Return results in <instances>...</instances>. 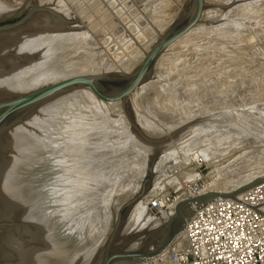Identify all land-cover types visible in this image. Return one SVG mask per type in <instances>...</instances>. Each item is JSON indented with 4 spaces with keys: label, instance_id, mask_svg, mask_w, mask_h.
Listing matches in <instances>:
<instances>
[{
    "label": "rangeland",
    "instance_id": "1",
    "mask_svg": "<svg viewBox=\"0 0 264 264\" xmlns=\"http://www.w3.org/2000/svg\"><path fill=\"white\" fill-rule=\"evenodd\" d=\"M27 1L28 0H0V25L4 23L13 22L19 19L24 13L23 7L25 6ZM38 1L42 4L49 5L52 7L56 6L57 9L61 10L62 12L64 11L62 9L63 7L58 4L59 0H38ZM103 1L111 3V4H116L113 6L110 5L109 10L113 12H117V13L121 12V16L118 18L122 19L123 17H126L129 22L127 20L125 22H128V23L131 22V24H134V27L136 29L134 34L135 33L138 34L140 32L139 28L142 25L146 24L147 21H149V19L150 20H153V19L162 20L163 19L162 21L167 26H165L164 31L162 33L166 32L182 16L183 10H186L189 5V0H170V1L169 0H149V1L148 0H103ZM210 1L212 3H209V4L214 5V8L209 7L208 10H206L210 12L209 15L206 11L204 12V15H207L205 17L203 16L205 23H203L202 25L194 29V30L201 32V34L188 38L187 41L183 42V44H178L172 47V49L170 48V50L166 52L167 54L166 53L164 54L166 55V57L161 61L162 63L159 61L158 63L159 66H157L155 70L154 79L149 81V82H154L155 85H153L148 91L144 93H141V91L140 92L136 91L133 94V96L129 99L128 103L126 104L125 108L127 112L124 109L122 112L121 107L123 106H121V102H120V110L119 109L116 110L112 108L113 103L101 102L97 100V98L94 95H92L89 91L86 92V90H83V91H78L75 94H71L67 97H64V99L61 97L62 99H57L53 103L46 104L34 110L33 112L23 117V119L19 122V124L15 126V128L13 129L14 130L13 132L17 131L18 133L15 132L16 136L13 139H11V144L13 147L11 146L12 148L8 149L6 152V155L8 158L13 155V152H15L14 156H17L16 158H19L18 155H21V152L22 153L24 151L26 152V148L30 146L27 144L35 143V142H32L33 140L34 141L38 140V142H40L42 145L46 147L49 146V142H50V140H48L49 134H46V131H45V129H47L49 126H51V128H49V130L51 129L50 131L54 132L56 130L57 132L61 131V133L65 129V126H67L68 133H72V129L70 128L71 122L73 123V121L76 120L78 114H81L85 122L89 124L94 123V126H92L91 130H89V134H88V136L91 137V140L93 139L92 140L93 143L90 142L91 145L89 146L94 148L92 149L94 153L92 150H91L92 152L90 153H93L94 154L93 156L95 158L97 155L101 156V158L97 156L98 159L96 160L93 159L92 164L88 168L89 173L91 171L93 172L96 171V173L99 172L97 173L99 175H97L96 173L93 174V176L96 174L95 178H97V181L94 180L92 181V183L90 182L88 184L87 187L89 190L88 189L83 190L85 188H82V192H81V187L79 188L78 186L75 185L76 186L75 188L78 187L80 189L79 191V189H73L72 185L66 186V184L64 185L62 183V185H64L65 187L61 186V188L63 187L64 190L62 189L60 193L64 192L63 194L64 195L66 194V197L64 196L65 198L61 197V199H59V202H58L59 205H57L59 206V208L63 209L65 203H67V201L69 200L67 193L72 192L70 194L72 195L74 191L75 192L79 191L77 194L75 193L77 197H74V198L76 199H74V201L72 200L74 202L73 204L74 209L75 210L78 209V210H76V212L74 211V209L72 210V212L73 213L75 212V213L74 214L71 213L72 216L69 215L71 217L70 220L68 218V220H63V222H61L62 220H60V221H57V223L53 220L51 221L49 219H46L45 217H44L45 219L44 220L42 217V214H40L42 212H40V209L37 207V205H35L36 202L34 200H31V198L29 199V196L26 197L27 195L22 193L23 190H20L23 197L22 196L20 197V201L17 206L8 205L6 206L5 209L2 208L3 206H1L2 210L0 211V224L2 225L6 223L7 221L8 224H12V227L0 228V237L6 240L4 241L2 238H0V264H16L15 262L17 261H43V260L46 261L47 257H49L48 261H55V260L58 261L57 259L59 258H60L59 261H61L64 258H66L65 257L66 253L68 257L65 259V261H72V264H93V262L95 260L97 261L101 255V251L97 249V245L101 242L102 239L105 238L108 232L110 233L111 231L110 227L112 226L116 218V211H117L118 206L123 203L137 199V197L141 195L144 183L146 184L145 194L143 198H140L139 200L136 201V203L133 204V205H136L134 206V209L136 208L137 210L134 211L133 209L131 211L132 213L130 212V210H128V212H130V215L129 216L127 215L128 218L126 221L124 231L122 232V234H120V239L118 242L119 245L126 241L124 240V238H126L124 236L128 235L129 232L130 233L132 232L131 236L135 238L138 232L141 231L140 229L142 228V225L144 224H145V227L143 228H146V230L142 228V230H144L142 231L143 233L142 237L140 236L138 238L140 239L138 242H134L133 245L137 243L134 246V248H136V246L140 242H142L144 238L146 239L150 232L159 233V231L162 230L168 224V221H169L168 212L163 213V215L154 216L148 223L143 222V220L147 217L146 212L144 213L142 218L136 217V215L139 214L140 212L139 210L145 209L144 207L145 201L147 198L151 197L150 194H152L153 192H154V195L152 194V197L159 196V195H165V194H171L177 191L178 189H180V187L181 188L184 187L188 183H195L196 181L201 179L203 175L206 181L205 188L208 185H209L208 188H210V186H213L214 184V186L219 188L220 192H225L226 194L230 195V194H234L236 191L246 186H249L250 184L254 182L261 181L262 179H264V0H228V3L225 0L226 4L223 3L224 0L223 1L210 0ZM112 2H115V3H112ZM179 4L181 5L180 7H179ZM54 10L57 11L55 8ZM75 10L78 12H83L84 15H86L89 18L90 23L93 25V28H94V32L92 34L93 36L91 35V37L88 39L86 38V40H84L85 37L84 38L82 37L80 39L81 36H79L80 40L78 39L77 43H76L77 41L76 39L78 36L75 37L76 39L73 38V40H76V41L72 42V49L70 50L69 48V50L67 49L65 53H60L58 57L59 59L57 62H58V65L64 66L66 64V61H70L69 59H71L72 62L74 61L75 63H78V64L79 63L86 64L87 67L83 69L84 71L82 69H81L82 71L78 69L75 71L72 70L73 73H70L71 70L69 72H61L60 74H58L59 75L58 77L60 79L64 78L66 75L100 74V73H104V71L108 72L106 71L107 64L113 63L114 65L117 62H118L117 64L124 66L122 67L123 70H115V71H112L113 73H110V74L120 75L123 73H131L140 65L142 60L139 58L137 59L136 58L137 56H135L134 53L131 51L132 50L131 46L129 45V43L125 41V37L122 35L124 34L123 31L120 28L115 29V27H113L115 22L111 18L109 12L105 10V8L103 7L101 0H75ZM143 10L146 11L147 15L146 14L144 15ZM65 14L69 15L70 13L67 12ZM140 14L144 15V18L138 19L137 16ZM64 16L67 20L69 19L73 21V19H71L69 16H66V15ZM34 22L32 24H34ZM30 26L28 28L29 30L22 31V32H24L25 34L29 32L31 30ZM72 27H69V28L65 27L64 29L65 31H68V30L73 29ZM72 33L80 34V33H87V32L86 31L84 32L75 31ZM147 35L148 34H146L145 37H147ZM81 42L86 43L88 46L83 43L81 44ZM124 43L126 44L124 45ZM92 44H93V47H91ZM79 45H82V46H79ZM79 47H81V49ZM120 47H122L121 51L119 50ZM35 48L26 49V51L22 52L21 55H23L24 57L29 56L30 58V56H33L34 54L39 53V50H40L39 55L44 53V50L40 49V47H37L36 49ZM87 49H89V51ZM13 51L14 49H10V48H8V50L6 51H0L1 52L0 62L4 60V58L7 57L8 53L10 54ZM118 51L120 52L119 55H118L119 53ZM114 53H116L117 55H115ZM103 54H105V56H103ZM129 60H131L132 63ZM121 63L123 64L125 63V64L123 65ZM96 65L97 67H94ZM132 65L134 67L131 68L130 66ZM127 70H130V71L126 72ZM45 83H49V82H45ZM37 87L39 86H35L31 90ZM27 91H30V90H26L25 92ZM87 94H91L95 99H90L89 96H87ZM100 104L102 105V107L100 106ZM125 112L128 113V115L132 117V119H134L135 123L138 125V128L141 130L143 135L146 136L148 139L154 142H157V141L159 142L166 141V142L164 143L162 142L159 144L158 143L150 144L146 142L132 127L127 117V114H125ZM153 113H155V115ZM67 114L68 116H66ZM75 114L77 115L75 116ZM147 114L148 115L153 114L154 117L151 115L152 116L151 118V116L150 115L148 116ZM121 115L128 122L129 128H126L124 123L123 125L122 123L119 122L120 119L122 118ZM141 115L142 117L147 116V119H150L148 120V123H147V125H149L150 127L147 125L146 127H144L142 126V124L140 125L138 123V121L140 120L139 118H142ZM53 116H55L54 117L55 119L53 118ZM65 118L69 120L71 119L70 122L68 123L69 120ZM116 121H118L119 123L117 122V124H115ZM65 122L67 124H65ZM176 122L177 123L179 122V123L176 124ZM54 123H56V125ZM61 123H64L65 125L62 124V126H60ZM101 123L105 125L102 126L100 125ZM164 123L166 124L167 127L165 126ZM170 123L172 124L174 123L175 124V125L173 124L174 127H177V128L175 129L174 127L172 128L173 125L169 126L171 125ZM154 124L156 127H158V125L159 127H161L160 125H163L165 126V129H163L162 127L161 129H163V132L161 130L159 131L156 129ZM151 126L153 127V130ZM166 128L167 129L169 128V129L166 130ZM184 129L186 132H182ZM199 129L201 130V132ZM132 130L134 131V133ZM145 130H147L148 132ZM204 130L205 132H208V133L207 134H204L205 132L202 133V131ZM94 131L96 133H94L93 135ZM98 131L99 133L101 132L100 134L102 133L103 134L100 135L99 133H97ZM198 131L202 133L203 135L202 134L200 135ZM52 132H51V135L53 134ZM90 132L92 133L90 134ZM152 132L154 133L152 134ZM209 132L210 133L212 132L213 134L210 135ZM216 132H218V134ZM25 133H27V135ZM155 133H158V134H155ZM234 133L237 134L238 136L235 137ZM196 134L197 135L199 134L200 136H198L197 138ZM221 134L223 135V138ZM224 134H227L229 136L227 137V135H225L227 138H224L225 137ZM24 135H26L25 137L26 140L25 138L22 137ZM120 135L121 136L123 135L122 137L126 135L128 139L124 137L125 138L124 140V138L122 139ZM206 135L208 136L207 139L210 141L206 140ZM218 136H221L219 138L220 140H217ZM231 136L235 138L233 139ZM55 137L56 138H54L53 136L54 139L61 138V136L60 137L58 136L59 138L57 136ZM229 137H231L230 138L231 140H229ZM221 138L223 140L225 139V141L221 140ZM227 139L229 141H226ZM96 141L98 143H96ZM123 141H126V143ZM199 141H200V144H199ZM205 141L207 143V146H206V143L204 144L206 148L203 146V143ZM230 141L232 143H229ZM99 142L102 143L103 145L100 144ZM226 142L229 143L231 147L229 146V144H226L225 146L224 143ZM58 143H55V144H58ZM192 143L193 145H191ZM100 145H101V148L99 147ZM235 145L237 149L235 148ZM191 146L192 147L194 146V147L191 148ZM200 146L201 147L203 146L202 150ZM227 146H229L230 148ZM113 147L114 148L116 147V149L114 150ZM199 147L201 151H203L205 148L204 151L206 152L204 153L205 154L207 153V155L204 156L203 153L200 152ZM110 148H112L113 151ZM180 148L185 149L187 153L184 152L183 149L181 150ZM234 148L236 149V151ZM100 149L102 151L104 150V152H102ZM106 149H108L109 152H106L108 151ZM132 149L134 150L135 153L133 152ZM227 149H230L231 151ZM98 150H100L101 152ZM116 150H117V153L121 152V150L122 152L119 153L118 156H116L117 155ZM209 150H211L212 153L214 151L216 156L215 154H212L213 156L212 158V156H210L211 154ZM219 150L220 151L222 150L223 152H225L224 153L225 157L223 156L224 155L223 152L222 151L220 152ZM30 151H31V148H30ZM30 151H27V152H30ZM173 151L175 152L173 153ZM99 152L102 155L105 154L104 155L105 157H102V155H100ZM180 152L183 157L180 155ZM182 152L185 154H183ZM114 153L117 158L113 156ZM133 153L135 155H133ZM169 153L170 154L173 153L174 155L172 154V157H170L168 156L170 155ZM175 153L177 155H175ZM106 154L110 156L106 157L107 156ZM137 154H139L140 157L136 156ZM143 155L146 158V164L148 168V169H145L144 171L141 170V167H139V165H142V161L145 159ZM200 155L204 156V158L206 156L207 158H211V160L209 159L210 162L208 164L205 163L204 158ZM109 157H112L115 163H117L118 165L115 163L113 164V161L111 160L112 158H109ZM132 157L133 158L135 157L138 160L133 159ZM105 158H108V160L107 159L105 161L102 160L103 165L106 163L107 164L104 165V167L102 168L101 159H105ZM162 158L163 159L167 158L166 161L168 163L164 161L165 159L163 160ZM0 159H1L0 161L3 160L2 157ZM109 159L112 162L110 163L111 169L106 168V167H109L110 165ZM153 159H156V163L150 166V163L152 162ZM175 159L178 161H176ZM95 161H99L98 162L99 167L97 165L98 163H96ZM93 162L95 164V167H93ZM157 163L160 165H158ZM161 163H163L164 166ZM199 164L203 165L202 168H200ZM137 165H138V168L136 169ZM34 166L35 164L33 165V167L31 166L30 168L24 166L23 168L19 169L18 172L16 171L20 179V180L18 179V182L21 183V189H25V187L27 188L31 186L32 184H35L37 186L38 184H36V182L38 181L37 183H39V181H41V176L45 175L42 173H44L43 170H46V168L41 167L42 169L40 171V168H38L40 167L39 165L38 167L37 165L35 167ZM94 168H96L97 170ZM99 168L101 169V171L99 170ZM139 168H140V171H139ZM28 169H31V170H28ZM149 169L151 170V172ZM200 169H201L202 175L199 173ZM1 170L3 171V169ZM115 171H117V173ZM182 171L184 173L183 175H182ZM107 172H109V174ZM110 172L112 173V176ZM114 173L115 175L113 176ZM143 173H145V175H143ZM100 174H101V177H100ZM133 174L134 176L138 178L133 177ZM187 174L188 176H190V178L195 177V179L193 178V180L191 181L189 177H188L189 179H186ZM102 175H106V176L102 177ZM97 176H99L100 178H98ZM174 176H176L175 177L176 179L174 178ZM169 177L171 179L174 178V180H171ZM163 178L166 180H164ZM184 178L185 180H183ZM105 179L107 182L105 181ZM112 180L113 182H115V186ZM140 180L141 182H139ZM119 181L121 182L119 183ZM165 181H167V183ZM175 181L176 183H174ZM186 181H190V182H186ZM213 181L214 182L216 181V184L213 183ZM102 182L106 183V186L104 184L105 187L102 186L103 185L101 184ZM111 182L113 184H111ZM122 182L125 185H122L123 184ZM94 183L97 185L99 183L100 185V186L98 185V188L100 187L99 190L96 187L97 185H95ZM210 183H212V185ZM162 184L164 185L163 187L165 188L162 187ZM167 184H169V186ZM110 185L114 188H112ZM126 185L129 189L125 187ZM4 187H7V186L4 183L0 182V191H1L0 200L1 198H5L4 196L8 193L7 191L9 188H4ZM90 187H91V190H90ZM109 187L112 188V191H111V188ZM123 187L125 188L122 189ZM132 187L134 188V191ZM158 187H160L161 190L160 189L158 190ZM47 189H50L51 191V188L47 187ZM93 189H97L100 192V193L98 191L95 192L97 194L96 195L97 198L95 197V195H91L92 193L95 194L94 193L95 190ZM155 189L157 190L156 193H155L156 191ZM87 190L90 191L91 193L88 192ZM107 190H110V191H107ZM113 190L115 193L113 192ZM106 191L107 193H109L108 195H106L105 193ZM2 193L3 195L4 194L5 195L3 196ZM79 194H80V197H78ZM85 196L88 199L90 198L89 200L87 198H86L87 200L84 199V201L86 200V202L83 201V198ZM92 196L95 197L96 199L92 198ZM106 196L107 197L109 196V198H107ZM77 198H79L78 200L79 201L81 200V202H79ZM91 198L94 199L95 201L91 200ZM103 199L106 200L105 203L103 202L104 201ZM75 200H77L78 202ZM92 201H93V204L91 203ZM101 204H104V207ZM48 205H49L48 207L49 210L47 212L50 213L53 211V206L50 208L51 204H48ZM105 205H106V208H105ZM10 208H12V210ZM54 208L57 210L59 209L58 207L57 208L54 207ZM50 209L52 211H50ZM62 209H59V210H62ZM14 210H17V211H14ZM141 212H144V211H141ZM40 217L43 219V221L42 219H38ZM134 217H136L138 220H135ZM83 218L85 219V221H81V220H84ZM39 220L42 222H40ZM47 220L48 222H45ZM137 221L139 224L137 223ZM59 222L60 224H58ZM129 222H132L133 224ZM49 226L50 227L52 226V227L50 228ZM56 227L58 228L55 231V235H57L55 239H56V242L60 246L57 245V243L54 242L55 239L53 240L52 238L53 236L52 234H54L53 231L55 230ZM130 229L132 231H130ZM8 234L9 235L11 234V236H9ZM5 235L9 236L8 241H7V236ZM49 235H52V236L50 237ZM12 236L14 238H11ZM150 236H152V234ZM17 239L19 240V242ZM43 240L46 242H44ZM33 241H36V242L34 243ZM10 242H13V243L10 244ZM37 242L39 243L37 244ZM90 248H95L98 251H96V253L94 251L92 253L93 255L91 254L90 256H88V251ZM52 252L54 253L52 254ZM44 255L46 259L44 258ZM30 256H31V259H30ZM38 256L41 259H38ZM52 257H54V259ZM62 257L63 259H61ZM154 262L155 263L151 262L150 264H158L159 261L158 262L154 261Z\"/></svg>",
    "mask_w": 264,
    "mask_h": 264
},
{
    "label": "bare ground",
    "instance_id": "2",
    "mask_svg": "<svg viewBox=\"0 0 264 264\" xmlns=\"http://www.w3.org/2000/svg\"><path fill=\"white\" fill-rule=\"evenodd\" d=\"M102 1V4H103V7L105 8V10H107L108 12H109V14H110V16H111V18L113 19V21L115 22L114 23V26L113 27H115V29L116 28H120L122 31H123V33L124 34H122L124 37H125V41L127 42V43H129V45L131 46V48H132V52L134 53V55L135 56H137L136 58L138 59H141V60H143L144 59V55L150 50V47H152V45L155 43V41L157 40V37H156V35H155V33H154V29H156V30H158V31H160L161 33L164 31V28H165V26H167V25H165L164 24V22L162 21V20H155V19H153V20H150L149 19V21H147V23L146 24H144V25H142L139 29H140V32H139V34H133V35H129V33H127L128 31H130V26L132 25V24H129V23H126L125 25L122 23L123 21L120 19V18H118V15H116L115 14V12H113V11H110L109 10V8H110V5H112L111 3H108V2H105V1H103V0H101ZM149 1V0H148ZM170 1V0H169ZM213 1V0H212ZM216 1V0H215ZM220 1H223V0H220ZM227 1V3H228V0H226ZM230 2V1H229ZM44 3V2H43ZM149 3V2H148ZM148 3H146V4H148ZM206 3H212L210 0H207L206 1ZM223 3H225L226 4V2H225V0H224V2ZM54 4V3H53ZM58 4L59 5H61L63 8V12L61 11V10H59V9H57V7L56 6H53L58 12H60V13H62L63 15H66V16H69L71 19H74L75 17H76V19H79V22L78 23H76V24H74V27H72L73 29H71V30H68V31H65V27L63 26V25H60V24H58V23H56L53 19H52V17L51 16H49L48 14H40L39 16H37V18H36V20L37 21H35L34 22V24H30L29 26H30V28H31V30L29 31V32H27L26 34L24 33V32H22V31H20V32H16V33H8V34H4V35H0V36H2V37H0V51H6V50H8V48H10V49H14V51L13 52H11L9 55L7 54V57L6 58H4V60H2L1 62H0V100H2V99H4V98H8V97H11V96H13V95H17V94H19V93H25V91L26 90H30L31 91V89L32 88H34L35 86H42V85H46V84H49V83H51V82H54V81H57V80H59V75L58 74H60L61 72H69L70 70H71V72L70 73H73L72 72V70H78V69H84V68H86L87 66H86V64H78V63H75L74 61L72 62V60L71 59H69L70 61H66V64L64 65V66H61V65H58V57H59V54L60 53H65L66 51H67V49L69 50V48H70V50L72 49V42L73 41H76V43L78 42V39H79V36H81L80 37V39L83 37H85L84 38V40H86V38L88 39V38H90L91 37V35L93 34V32H94V28H93V25L90 23V20H89V18L86 16V15H84V13L83 12H78V11H76L75 10V0H59L58 1ZM120 5V4H119ZM118 5V6H119ZM211 5V4H210ZM245 5V4H244ZM58 6V5H57ZM113 6V5H112ZM181 5L179 4V7H180ZM243 6V5H242ZM246 6V5H245ZM148 7H150V6H148ZM143 9V8H142ZM206 10H208V9H206ZM205 10V11H206ZM70 13L69 15L68 14H65V13ZM207 13H208V15H209V11H206ZM212 12V11H211ZM143 13H144V15L146 14L147 15V13H146V11H144L143 10ZM206 13V14H207ZM215 13V12H214ZM144 15H142V14H140V15H138L137 16V18L138 19H140V18H144ZM205 16H207V15H204V17ZM210 17V16H209ZM208 17V18H209ZM149 18V17H148ZM208 18H207V20H208ZM211 18V17H210ZM203 23H205L204 22V19H203ZM167 24V23H166ZM29 26H28V28H29ZM199 27V26H198ZM197 28V27H196ZM195 28V29H196ZM27 30H29V29H27ZM84 32V31H86L87 33H89V34H87V33H72V32ZM200 31H201V29H200ZM203 31V30H202ZM22 32V33H21ZM208 32V31H207ZM19 33H21V34H19ZM111 34V33H110ZM146 34H148L147 35V37H145V35ZM201 34V32H199V31H197V30H193V31H191L189 34H187L186 36H184L182 39H180L178 42H176L173 46H171L170 48L172 49V47H174V46H176V45H178V44H183V42H185V41H187V39L188 38H191L192 36H195V35H200ZM138 35H142L143 37H144V39L145 40H147L146 42L144 41L143 42V44H139V43H137V40H139V37H138ZM216 35V34H215ZM28 36V37H27ZM78 36V37H77ZM93 36V35H92ZM27 37V38H26ZM75 37H77V39L75 38ZM23 38H25V39H23ZM73 38H75L76 40H73ZM111 38V37H110ZM79 39V40H80ZM109 39V38H108ZM119 41V40H118ZM85 42V41H84ZM84 42H81V44L83 43V44H86V43H84ZM87 42V41H86ZM111 42V41H110ZM117 42V41H116ZM88 43V42H87ZM94 43H95V41H94ZM93 43V44H94ZM123 43V42H122ZM93 44H92V46L91 47H93ZM101 44V43H100ZM106 44V43H105ZM126 43H124V45H125ZM87 45V44H86ZM95 45V44H94ZM76 46V45H75ZM79 46H82V45H79ZM88 46V45H87ZM90 46V45H89ZM111 46V45H110ZM109 46V47H110ZM119 46H120V44H119ZM37 48V47H40V49H43L44 50V53L43 54H40L39 55V53H40V50H39V53H36V54H34L33 56H30V58H29V56L27 57V56H23V55H21L22 54V52H24V51H26V49H31V48ZM77 47H78V45H77ZM86 47V46H85ZM123 47V46H122ZM122 47H120V51H121V49H122ZM35 48V49H36ZM80 49H81V47H79ZM90 48V47H89ZM170 48H169V50H170ZM79 49V50H80ZM106 49V48H105ZM42 50V51H43ZM83 50H85V49H83ZM82 50V51H83ZM88 51H89V49H87ZM117 50H118V48H117ZM27 51H29V50H27ZM105 51V50H104ZM114 51V50H113ZM123 51V50H122ZM131 51H130V53H131ZM34 52V51H33ZM85 52V51H84ZM117 52V51H116ZM119 52V51H118ZM124 52V51H123ZM1 53V52H0ZM89 54H90V52H89ZM115 55H117L116 53H114ZM120 54V52L118 53V55ZM124 54V53H123ZM167 54V53H166ZM103 56H105V54H103ZM112 56V55H111ZM5 57V56H4ZM116 57H118V56H116ZM166 57V55H163L161 58V60H159L160 62L164 59ZM121 58H122V56H121ZM135 58V57H134ZM107 59V58H106ZM117 59V58H116ZM119 59V58H118ZM133 60V59H132ZM131 63H132V61L131 60H129ZM140 61V60H139ZM62 62V61H61ZM65 62V61H64ZM129 62V63H130ZM138 62V61H137ZM137 62H135V63H137ZM118 63V62H117ZM114 64L113 65V63L112 64H107V66H106V71H108L107 73H113L112 71H115V70H123V68L122 67H124V66H122V65H119V64ZM128 63V64H129ZM159 63V62H158ZM162 63V62H161ZM89 64V63H88ZM92 64V63H91ZM96 64H97V62H96ZM103 64V63H102ZM121 64H123V63H121ZM125 64V63H124ZM123 64V65H124ZM134 65V64H133ZM130 66L131 68L132 67H134V66ZM128 66V65H127ZM157 66H159V64L157 65ZM94 67H97V65L96 66H94ZM94 67H93V69H94ZM125 69V68H124ZM79 70V71H80ZM81 70V71H82ZM131 70V69H130ZM130 70H127L126 72H128V71H130ZM84 71V70H83ZM95 71H97V70H95ZM94 71V72H95ZM105 72V71H104ZM69 76H72V75H66L64 78H66V77H69ZM195 77V76H194ZM154 79V78H153ZM152 79V80H153ZM151 81V80H150ZM251 81V80H250ZM45 82H49V83H45ZM43 83H45V84H43ZM153 85H155V83L154 82H147V83H145L142 87H140L137 91H141V93H144V92H146V91H148ZM229 86V85H228ZM36 89V88H35ZM83 91V90H82ZM87 91H89V90H86V92ZM92 95H93V93L91 92V91H89ZM76 92H71V93H69V94H66V95H64V96H62V98L64 99V97H67V96H69V95H71V94H75ZM91 94H87V96H89V98L90 99H95ZM95 96V95H94ZM133 96V95H132ZM165 96V95H164ZM85 97V96H84ZM61 97L60 98H57V99H62ZM97 98V97H96ZM57 99H54V100H52V101H49V102H47V103H45V104H43V105H41V106H39L38 108H40V107H42V106H44V105H46V104H49V103H53V102H55ZM97 100H99L98 98H97ZM100 101V100H99ZM170 101V100H169ZM101 102H103V101H101ZM106 103V102H105ZM170 103V102H169ZM174 103V102H173ZM96 104V103H95ZM104 105V104H103ZM100 106L102 107V105L100 104ZM121 106H122V103H121ZM111 107V106H110ZM137 107V106H136ZM38 108H36V109H38ZM105 108V107H104ZM103 108V109H104ZM112 108H114V109H116V110H120V102H114L113 103V106H112ZM122 108V112H123V107H121ZM170 108V107H169ZM35 109V110H36ZM86 109V108H85ZM98 109H99V107H98ZM34 111V110H33ZM32 111V112H33ZM98 111H100V110H98ZM97 111V112H98ZM119 112V111H118ZM121 112V113H122ZM31 113V112H30ZM72 113V112H71ZM70 113V114H71ZM124 114V113H123ZM154 115H155V113H153ZM153 114H151L152 116H153ZM77 114H75V116H76ZM148 115V114H147ZM150 115V114H149ZM148 115V116H149ZM150 115V116H151ZM64 116V115H63ZM66 116H68V114L66 115ZM125 116V115H124ZM140 116V115H139ZM146 116V115H145ZM152 116H151V118H152ZM55 116H53V118H54ZM65 117V116H64ZM94 117H95V115H94ZM121 119H120V123H124L125 124V127L126 128H129L128 126H129V124H128V122L126 121V119L125 118H123V116L121 115ZM141 117H142V115H141ZM154 117V116H153ZM68 118V117H67ZM67 118H65V119H67ZM55 119V118H54ZM56 119H57V117H56ZM87 119V118H86ZM94 119V118H93ZM97 119V118H96ZM140 120L138 121V123L141 125L142 124V126H144V127H146V125H147V123H148V120H150V119H147V116L146 117H142V118H139ZM67 120H69V119H67ZM71 120V119H70ZM70 120L68 121V123L70 122ZM98 120V119H97ZM64 121H66V120H64ZM93 121V120H92ZM91 121V122H92ZM101 121H103V120H101ZM53 122V121H52ZM62 122V121H61ZM95 122V121H94ZM117 122L118 121H116V123L115 124H117ZM118 122V123H119ZM165 122V121H164ZM47 123V122H46ZM58 123V122H57ZM103 123V122H102ZM100 124V125H102V126H104L103 124ZM166 123V122H165ZM164 123V124H165ZM169 123V122H168ZM179 123V122H178ZM177 122H176V124H178ZM55 125H56V123H54ZM62 124H64V123H61V125L60 126H62ZM65 124H67L66 122H65ZM64 124V125H65ZM93 124V125H92ZM123 124V125H124ZM149 124H150V122H149ZM151 124H153V123H151ZM156 124V123H155ZM155 124H154V126H155ZM160 124H162V123H160ZM171 125H169V126H172L173 124L172 123H170ZM121 125V124H120ZM157 125V124H156ZM175 125V124H174ZM174 125L172 126V128L174 127ZM180 125V124H179ZM16 126V125H15ZM15 126L14 127H12L11 129H9L6 133H4V135H2L1 137H0V158L2 157L3 158V160L2 161H0V182L1 183H4L7 187H4V188H9L8 189V193L4 196L3 195V193H2V195L5 197V198H1V200H0V211L2 210V208L3 209H5L6 208V206H10V205H13V206H17L18 204H19V201H20V197L22 196V194H21V192H20V190H23V192L22 193H24V194H26L27 196L26 197H28L29 196V199L31 198V200H34L36 203H35V205H37V207L40 209V212H42V213H40V214H42V217H43V219H44V217L46 218V219H49V220H53V221H55L56 223H57V221H60V220H62L61 222H63V220H68V218H69V220H70V216H72V214L71 213H73L72 212V210L74 209V206H73V204H74V199H76V198H74V197H77V193L80 191V187H81V192H82V188H85V189H83V190H86V189H88V184L91 182L92 183V181H94V180H96L97 181V178H95L96 176V174L97 173H99V172H97L96 173V171L95 172H93V171H91L90 173L88 172L89 171V167H90V165L92 164V161H93V159L94 160H96V159H98L97 158V156H99V155H97L98 154V152H97V156H96V158L93 156L94 154V151L92 150V149H94V148H92V147H90L89 145H91V143L90 142H92V140H91V137L90 136H88V134H89V130H91V128H92V126H94V123H87V122H85V120H84V118L81 116V114H78V116H77V118H76V120L75 121H73V123L71 122V129H72V133H68V130H67V126H65V129L63 130V132L61 133V131L60 132H57L56 130L54 131V132H52V131H50L49 130V128H51V126H49L47 129H45V131H46V134H49V138H48V140H50V142H49V146H44V145H42L40 142H38V140L37 141H32V142H35V143H29V144H27V145H30L28 148H26V152L24 151L23 153L21 152V155H18V157L19 158H16L17 156H14V154H15V152H13V155L11 156V157H7V155H6V152H7V150L8 149H10V148H12L13 146H12V144H11V139H13L15 136H16V134H15V132H17V131H15V132H13L14 130V128H15ZM53 126V125H52ZM117 126V125H116ZM131 126V125H130ZM147 126H149V125H147ZM153 126V125H152ZM151 126V127H152ZM161 127H159V125H158V127L160 128H158V127H156V129L157 130H161L162 132H163V129H165V126H166V124H165V126H163V125H160ZM168 126V127H169ZM177 126V125H176ZM101 127V126H100ZM120 127V126H119ZM150 127V126H149ZM163 127V129H161ZM167 127V126H166ZM45 128H46V126H45ZM69 128V129H70ZM123 128V127H122ZM171 128V129H172ZM175 128H177V127H174V129ZM52 129H54V128H52ZM95 129V128H94ZM101 129V128H100ZM118 129V128H117ZM143 129V128H142ZM149 129V128H148ZM155 129V130H156ZM169 129V128H168ZM167 128H166V130H168ZM202 129H204V128H202ZM207 129V128H206ZM213 129V128H212ZM211 129V130H212ZM66 130H67V132H66ZM97 130V129H96ZM99 130V129H98ZM126 130H128V129H126ZM144 130V129H143ZM151 130V129H150ZM152 130H153V127H152ZM154 130V131H155ZM173 130V129H172ZM200 130V129H199ZM208 130H209V128H208ZM210 130V131H211ZM10 131H12V132H10ZM93 131V130H92ZM121 131V130H120ZM123 131H125V130H123ZM133 131V130H132ZM145 131H147V130H145ZM214 131V130H213ZM44 132V131H43ZM51 132L53 133L52 135H51ZM118 132H119V130H118ZM148 132V131H147ZM169 132V131H168ZM200 132H201V130H200ZM199 131H198V133H200ZM205 132V130L204 131H202V133H204ZM220 132V131H219ZM18 133V132H17ZM55 133V134H54ZM61 133V134H60ZM92 132H90V134H91ZM94 133H96L95 131L93 132V135H94ZM97 133H99V131L97 132ZM101 133V132H100ZM99 133V134H100ZM121 133V132H120ZM123 133V132H122ZM126 133H127V131H126ZM133 133H134V131H133ZM154 132H152V134H153ZM202 133H200V135L202 134ZM208 132H205L204 134H207ZM210 133V132H209ZM217 134H218V132H216ZM227 133V132H226ZM233 133V132H232ZM231 133V134H232ZM26 135H27V133H25ZM29 134V133H28ZM103 134V133H102ZM102 134H100V135H102ZM107 134V133H106ZM119 134V133H118ZM124 134V133H123ZM148 134V133H147ZM155 134H158V133H155ZM213 133L211 132L210 133V135H212ZM235 134V133H234ZM233 134V135H234ZM18 135V134H17ZM26 135H24V136H22L23 138H25L26 137ZM32 135V134H31ZM98 135V134H97ZM99 135V136H100ZM105 135V134H104ZM103 135V136H104ZM127 135V134H126ZM126 135L124 136V137H126ZM199 134L197 135L196 134V137L198 138V136H200ZM203 135V134H202ZM209 135V134H208ZM209 135V136H210ZM216 135V134H215ZM220 135V134H219ZM225 135H227V134H224V136ZM232 135V136H233ZM53 136H54V138H56L55 136H61V138L60 139H54L53 138ZM103 136H101V137H103ZM106 136V135H105ZM108 136H110V135H108ZM108 136H107V138H108ZM118 136V135H117ZM123 136V135H122ZM121 135H120V137H122ZM138 136V135H137ZM205 136V135H204ZM203 136V137H204ZM221 136H222V138H223V135L221 134ZM221 136H218V138H217V140H220L219 138L221 137ZM229 135H227V137H228ZM231 136V137H232ZM236 136H238L237 134H235V137ZM28 137V136H27ZM32 137V136H31ZM31 137H29V138H31ZM58 137V138H59ZM119 137V138H120ZM124 137H122V139L124 138ZM207 135H206V140H208L207 139ZM215 137H217V136H215ZM226 136L224 137V138H227ZM231 137H229V140H231L230 138ZM234 137V138H235ZM127 138V137H126ZM132 138V137H131ZM196 138V139H197ZM221 138V140H223ZM233 138V137H232ZM233 138V139H234ZM22 139V138H21ZM118 139V138H117ZM128 139V138H127ZM238 139V138H237ZM24 140V139H23ZM25 140H26V138H25ZM31 140V139H30ZM91 140V141H90ZM97 140V139H96ZM124 140H125V138H124ZM203 140V139H202ZM205 140V139H204ZM228 139L226 140V141H229ZM28 141V140H27ZM62 142V143H60V142ZM98 141V140H97ZM96 141V143H98ZM100 141V140H99ZM141 141H142V139H141ZM196 141V140H195ZM208 141H210V140H208ZM207 141V142H208ZM223 141H225V139L223 140ZM222 141V142H223ZM31 142V141H30ZM59 142V143H58ZM101 142V141H100ZM99 142V143H100ZM121 142H122V140H121ZM123 142H125L126 143V141H123ZM220 142V141H219ZM232 142H233V140H232ZM231 141L229 142V143H232ZM55 143H58V144H55ZM93 143V142H92ZM94 143H95V141H94ZM185 143V142H184ZM198 143V142H197ZM196 143V144H197ZM201 143H203V142H201ZM206 143V141L203 143V146L205 147V144ZM229 143H224L225 144V146H226V144H229ZM100 144H102V143H100ZM105 144V143H104ZM146 144V143H145ZM195 144V145H196ZM199 144H200V141H199ZM209 144H211V143H209ZM103 145V144H102ZM116 145V144H115ZM114 145V146H115ZM191 145H193V143L191 144ZM194 145V146H195ZM215 145V144H214ZM232 145V144H231ZM12 146V147H11ZM93 146V145H92ZM106 146V145H105ZM117 146V145H116ZM190 146V145H189ZM193 146V147H194ZM199 146V145H198ZM203 146L201 147V150H202V148H203ZM206 146H207V143H206ZM221 146V145H220ZM229 146H230V144H229ZM229 146H227V147H229ZM17 147H18V145H17ZM19 147H21V146H19ZM27 147V146H26ZM100 148H101V145L99 146ZM162 147V146H161ZM192 146H191V148H193ZM200 147H199V150H200ZM223 147V146H222ZM231 147V146H230ZM229 147V148H230ZM234 147V146H233ZM232 147V148H233ZM30 148H31V151H30ZM103 148V147H102ZM107 148V147H106ZM114 148V147H113ZM123 148H124V146H123ZM190 148V147H189ZM206 148V147H205ZM205 148H204V150H205ZM211 148V147H210ZM209 148V149H210ZM213 148V147H212ZM224 148H226V147H224ZM235 148H236V145H235ZM234 148V149H235ZM14 149V148H13ZM99 149V148H98ZM112 151H113V149L112 148H110ZM116 149V147L114 148V150ZM181 149V148H180ZM183 149V148H182ZM181 149V150H182ZM220 149V148H219ZM233 149V150H234ZM237 149V148H236ZM236 149H235V151H236ZM93 151V153H90V152H92ZM101 150V149H100ZM100 150H98V151H100ZM106 150H108V149H106ZM111 150H110V152H111ZM120 150V149H119ZM133 150V149H132ZM176 150V149H175ZM184 150V152H186V150L185 149H183ZM189 150V149H188ZM200 150V152H202L203 153V155L205 156V155H207V153L205 154L204 152H206V151H201ZM207 150V149H206ZM216 150V149H215ZM223 150V149H222ZM221 150V151H222ZM225 150V149H224ZM227 150H230V149H227ZM226 150V151H227ZM27 151H30V152H27ZM102 151V150H101ZM100 151V152H101ZM129 151V150H128ZM208 151V150H207ZM210 151V156H212V154H215L214 153V151H213V153L211 152V150H209ZM218 151V150H217ZM220 151V150H219ZM220 151V152H221ZM231 151V150H230ZM9 152V151H8ZM99 152V154L100 155H102L101 153ZM102 152H104V150L102 151ZM106 152H109V150L108 151H106ZM105 152V153H106ZM121 152H122V150H121ZM121 152H118L117 153V150H116V153H117V155L116 156H118V154L119 153H121ZM126 152V151H125ZM133 152H134V150H133ZM175 151H173V153H174ZM199 152V153H200ZM216 152V151H215ZM220 152H218V153H220ZM223 152V151H222ZM228 152V151H227ZM27 153V154H26ZM135 153V152H134ZM133 153V155H135ZM172 153V154H173ZM176 153H177V151H176ZM175 153V155H177ZM183 153V152H182ZM187 153V152H186ZM201 153V154H202ZM217 153V152H216ZM225 152H223V154H224ZM109 154V153H108ZM111 154H112V152H111ZM127 154V153H126ZM170 154V153H169ZM172 154H170V155H168V156H170V157H172ZM183 154H185V153H183ZM29 155V156H28ZM105 155V154H104ZM104 155H102V157H105ZM107 155V154H106ZM129 155V154H128ZM174 155V154H173ZM180 155H181V152H180ZM208 155V156H209ZM218 155V154H217ZM222 155V154H221ZM220 155V156H221ZM227 155V154H226ZM108 156H110V155H107L106 157H108ZM112 156V155H111ZM113 156H115V153H114V155ZM112 156V157H113ZM115 156V157H116ZM136 156H139V154H137ZM135 156V157H136ZM144 156V155H143ZM182 156V155H181ZM180 156V157H181ZM200 156H202V155H200ZM204 156H202L203 158H204ZM209 156V157H210ZM215 156H216V154H215ZM219 156V155H218ZM224 157H225V154L223 155ZM100 158H101V156H99ZM112 157H109V158H112ZM133 158V159H136V158ZM140 157V156H139ZM138 157V158H139ZM183 157V156H182ZM227 157V156H226ZM99 158V159H100ZM114 158V157H113ZM111 159L112 161H113V164L115 163V161H114V159ZM117 158V157H116ZM120 158V157H119ZM144 158H145V156H144ZM186 158V157H185ZM202 158V159H203ZM212 158H213V156H212ZM219 158V157H218ZM108 160V158H105V159H101V161L103 160V161H105V160ZM129 159V158H128ZM141 159V158H140ZM163 159V158H162ZM165 159V158H164ZM163 159V160H164ZM167 159V158H166ZM166 159L164 160V161H166ZM200 159V158H199ZM211 160V158H207V156L204 158V162L205 163H209L210 162V160ZM221 159V158H220ZM1 160V159H0ZM111 160L109 159V164L110 163H112L111 162ZM118 160V159H117ZM136 160H138V159H136ZM163 160H161V161H163ZM174 160V159H173ZM176 160V159H175ZM101 161H100V163H101ZM103 161H102V168L104 167V165H106V164H104L103 165ZM129 161V160H128ZM176 161H178V160H176ZM213 161V160H212ZM214 161H216V160H214ZM96 163H98L99 161H95ZM108 162V161H107ZM139 162V161H138ZM137 162V163H138ZM167 162V161H166ZM105 163V162H104ZM141 163V162H140ZM159 163V162H158ZM157 163V164H158ZM164 163V162H163ZM163 163H161L162 165H163ZM168 163V162H167ZM215 163V162H214ZM213 163V164H214ZM35 164V166L37 165V167H38V165L40 166V167H38V168H40V171H41V169L42 168H46V170H43L44 171V173H42V174H45V175H42L41 176V181H39V183H37L36 182V184H38L37 186L35 185V184H32L31 186H29V187H25V189H21V183H19L18 182V179H19V176L17 175V172H18V170L19 169H21V168H23L24 166L25 167H33V165ZM42 164V165H41ZM108 164V165H109ZM112 164V165H113ZM115 164H117V163H115ZM131 164V163H130ZM129 164V165H130ZM139 164V163H138ZM151 164V163H150ZM98 165V167H99V163L97 164ZM118 165V164H117ZM129 165H128V167H129ZM158 165H160V164H158ZM158 165H157V167H158ZM161 165V166H162ZM34 166V167H35ZM164 166V165H163ZM36 167V168H37ZM42 167V168H41ZM93 167H95V164H94V162H93ZM111 167V164L109 165V167H106V168H110ZM139 167H141V170H145V169H148L147 168V164H146V158L142 161V165H139ZM156 167V168H157ZM101 168V167H100ZM99 168V170L101 171V169ZM113 168V167H112ZM117 168V167H116ZM138 168V165H137V167H136V169ZM1 169H3V171L1 170ZM88 169V170H87ZM91 169H92V167H91ZM90 169V170H91ZM94 169H96V168H94ZM93 169V170H94ZM105 169V168H104ZM103 169V170H104ZM111 169V168H110ZM109 169V170H110ZM28 170H31V169H28ZM97 170V169H96ZM102 170V171H103ZM108 170V169H107ZM150 170V169H149ZM17 171V172H16ZM39 171V172H40ZM118 171V170H117ZM117 171H115L116 173H117ZM139 171H140V168H139ZM138 171V172H139ZM89 174H88V173ZM93 172V173H92ZM104 172V171H103ZM103 172H102V174H103ZM138 172H137V174H138ZM94 173H96L94 176H93V174ZM108 174H109V172H107ZM112 173H113V171H112ZM112 173L110 172V174H111V176H112ZM123 173V172H122ZM106 174V173H105ZM135 174V173H134ZM134 174H133V177H136V176H134ZM184 173H183V171H182V175H183ZM189 174V173H188ZM188 174H187V178L186 179H189L190 178V176H188ZM97 175H99V174H97ZM115 175V173L113 174V176ZM120 175V174H119ZM118 175V176H119ZM142 175V174H141ZM143 175H145V173H143ZM181 175V176H182ZM185 175H186V173H185ZM103 176H106V175H102V177ZM110 176V175H109ZM108 176V177H109ZM116 176H117V174H116ZM121 176H122V174H121ZM180 176V177H181ZM191 176H192V174H191ZM194 176H195V174H194ZM98 178H100L101 177V174H100V177L99 176H97ZM133 177H131V178H133ZM171 177V176H170ZM169 177V178H170ZM176 176H174V178H175ZM189 177V178H188ZM199 177V176H198ZM38 178V177H37ZM36 178V179H37ZM105 178V177H104ZM117 178V177H116ZM122 178V177H121ZM130 178V179H131ZM136 178H138V177H136ZM143 178V177H142ZM141 178V179H142ZM165 178V177H164ZM163 178V179H164ZM167 178V177H166ZM174 178H170L171 180H174ZM185 178L183 179V180H185ZM194 179H195V177H193ZM193 178H190V181L191 180H193ZM200 178V177H199ZM198 178V179H199ZM107 179V178H106ZM106 179H105V181H106ZM110 179H112V178H110ZM115 179V178H114ZM119 179V178H118ZM123 179V178H122ZM162 179V180H163ZM169 179V180H170ZM176 179V178H175ZM20 180V179H19ZM38 180V179H37ZM121 180V179H120ZM164 180H166V179H164ZM168 180V181H169ZM180 180V179H179ZM197 180V179H196ZM98 181H99V179H98ZM103 181V180H102ZM129 181V180H128ZM177 181V180H176ZM176 181L174 182V183H176ZM190 181H186V182H190ZM107 182V181H106ZM109 182V181H108ZM112 182H113V180H112ZM111 182V184H113L114 183V186H115V182H113L112 183ZM117 182H118V180H117ZM121 181H119V183H120ZM131 182V181H130ZM129 182V183H130ZM139 182H141V180L139 181ZM159 182V181H158ZM166 183H167V181H165ZM258 182V181H257ZM257 182H254V183H257ZM35 183V182H34ZM62 183L65 185L66 184V186L67 185H72V188L73 189H79V191L77 192H73V194L72 195H70L71 193H67V196L69 197V200L68 201H70V202H68L67 201V203H65V205H64V208L62 209V208H59V206H57V205H59V199H61V197H66V194L64 195L63 193H60V191H62V189H63V187L61 188V186H64V185H62ZM96 183V182H95ZM94 183V184H95ZM123 183V182H122ZM121 183V184H122ZM138 183V182H137ZM166 183H165V185H166ZM171 183V182H170ZM178 183V182H177ZM213 183H215L216 184V181L214 182L213 181ZM253 183V184H254ZM60 184V185H59ZM101 184H103L102 186H104V184H105V186H106V183H104V182H102ZM132 184V183H131ZM157 184V183H156ZM164 184V183H163ZM162 184V187L164 186ZM183 184V183H182ZM211 185H212V183H210ZM252 184V185H253ZM78 186L77 188H75L76 186ZM91 185V184H90ZM95 185H97V184H95ZM98 185H99V183H98ZM98 185L96 186L97 188H98ZM117 185V184H116ZM122 185H125L124 183L122 184ZM158 185H159V183H158ZM157 185V186H158ZM168 186H169V184H167ZM174 185V184H173ZM176 185V184H175ZM180 185V184H179ZM251 185V184H250ZM10 186H11V188H10ZM68 186V187H69ZM93 186V185H92ZM100 186V185H99ZM104 186V187H105ZM111 186V185H110ZM129 186V185H128ZM131 186H133V185H131ZM130 186V187H131ZM140 186V185H139ZM209 186V185H208ZM208 186L202 191V195H205V194H210V193H215V194H219V195H226V193L225 192H220V190H219V188H217L216 186H214V184H213V186H210V188H208ZM47 187L48 188H51V191H50V189H47ZM52 187H54V188H52ZM65 187V186H64ZM112 187V186H111ZM111 187H109V188H111ZM116 187H118V186H116ZM121 187V186H120ZM125 187H127V185L125 186ZM125 187H123L122 189H124ZM161 187V188H162ZM180 187V186H179ZM246 187H248V186H246ZM22 188H23V186H22ZM71 188V187H70ZM93 188V187H92ZM95 188V187H94ZM100 188V187H99ZM99 188H98V190H99ZM108 188V187H107ZM112 188H114V187H112ZM112 188H111V191H112ZM128 188V187H127ZM126 188V189H127ZM133 188V187H132ZM134 188H135V186H134ZM134 188H133V191H134ZM137 188V187H136ZM140 188V187H139ZM138 188V189H139ZM163 188H165V187H163ZM181 188V187H180ZM53 189V190H52ZM73 189H72V191H73ZM103 189V188H102ZM106 189V188H105ZM121 189V188H120ZM129 189V188H128ZM160 189V187H158V190ZM251 189V188H250ZM249 188L248 189H246L245 191H243L242 193H239L238 195H236V198H239V197H242L245 193H247L249 190H250ZM38 190V191H37ZM64 190V189H63ZM65 190H66V188H65ZM68 190V189H67ZM89 190V189H88ZM87 190V191H88ZM90 190H91V187H90ZM93 190H95L94 191V193L96 192V191H98L97 189H93ZM101 190V189H100ZM104 190V189H103ZM102 190V191H103ZM115 190V189H114ZM114 190H113V192H114ZM136 190V189H135ZM154 190V189H153ZM156 190V189H155ZM161 190V189H160ZM3 191V190H2ZM105 191V190H104ZM107 191H110V190H107ZM107 191L105 192L106 193V195H108L109 193H107ZM123 191V190H122ZM130 191H131V189H130ZM68 192H70V191H68ZM88 192H90V191H88ZM99 192V191H98ZM97 192V193H98ZM117 192H119V191H117ZM157 192V190L155 191V193ZM0 193H1V191H0ZM49 193H51V194H49ZM65 193H66V191H65ZM76 193V194H75ZM86 193V192H85ZM91 193V192H90ZM89 193V194H90ZM100 193V192H99ZM102 193V192H101ZM112 193V192H111ZM110 193V194H111ZM115 193V192H114ZM114 193H113V195H114ZM63 194V195H62ZM69 194V195H68ZM83 194H84V192H83ZM87 194V193H86ZM104 194V193H103ZM148 194V193H147ZM150 194V193H149ZM153 195H154V192L152 193ZM152 194H150L151 195V197L150 198H145L146 199V201H145V205H144V207H145V209L144 210H139L140 212H139V214H137L136 215V217L137 218H142V216L144 215V213L146 212L147 214V217L143 220V222H145V223H148V222H150V220L154 217V216H156V215H154V214H151L150 212H148V210H147V205L149 204V203H151V201H153V197H152ZM91 195H95V197H96V193L95 194H91ZM99 195V194H98ZM102 195V194H101ZM100 196V195H99ZM103 196H105V195H103ZM148 196V195H147ZM23 197V196H22ZM64 197V198H65ZM78 197H80V194H79V196ZM91 197V196H90ZM95 197H93L92 196V198H94V199H96ZM107 197V196H106ZM112 197V196H111ZM110 197V198H111ZM149 197V196H148ZM87 197L85 196L84 198H83V201H84V199H86ZM91 198V200H93V201H95L94 199H92ZM107 198H109V196L107 197ZM106 198V199H107ZM68 199V198H67ZM79 198H77V200H78ZM81 199V198H80ZM88 199V198H87ZM86 199V200H87ZM90 199V198H89ZM88 199V200H89ZM73 200V201H72ZM77 200H75V201H77ZM86 200L84 201V202H86ZM98 200V199H97ZM96 200V201H97ZM104 200V199H103ZM79 201V200H78ZM77 201V202H78ZM93 201L91 202L92 204H93ZM105 201L106 200H104L103 202L105 203ZM107 201H109V200H107ZM48 202H50V203H48ZM79 202H81V200L79 201ZM62 203V202H61ZM90 203V202H89ZM90 203V204H91ZM95 203V202H94ZM97 203V202H96ZM107 203V202H106ZM144 203V202H143ZM48 204H51V206H50V208L53 206V211L50 209V211H52V212H50V213H48L47 211L49 210L48 209V207H49V205ZM108 204V203H107ZM103 207H104V204H101ZM122 205V204H121ZM121 205H119L118 206V208H117V210L119 209V207L121 206ZM141 205V204H140ZM1 206H3L2 208H1ZM61 206V205H60ZM62 206H63V204H62ZM61 206V207H62ZM93 206V205H92ZM95 206V205H94ZM134 206H136V205H134ZM139 206V205H138ZM54 207H58L59 209H62V210H57V209H55ZM97 207V206H96ZM101 207V206H100ZM102 207V208H103ZM13 208V207H12ZM12 208H10L11 210H12ZM76 208V207H75ZM81 208H83V207H81ZM105 208H106V205H105ZM138 208V207H137ZM9 209V210H10ZM16 209H18V208H16ZM80 209V208H79ZM85 209V208H84ZM108 209V208H107ZM134 209V207L130 210V212L132 211ZM10 210V211H11ZM76 210H78V209H76ZM76 210L74 209V211L76 212ZM90 210V209H89ZM88 210V211H89ZM135 210H137L136 208L134 209V211ZM171 210V209H170ZM14 211H17V210H14ZM13 211V212H14ZM91 211V210H90ZM141 211H144V212H141ZM3 212V211H2ZM8 212V211H7ZM74 212V213H75ZM92 212V211H91ZM91 212H89V213H91ZM130 212H129V214H128V216L130 215ZM138 212V211H137ZM166 213L168 212V215H169V210H167V211H165ZM165 212H162V213H160V214H157V215H163V213H165ZM12 213V212H11ZM15 213V212H14ZM35 213H36V211H35ZM38 213V212H37ZM73 213V214H74ZM116 213H117V211H116ZM132 213V212H131ZM136 213V212H135ZM39 214V215H40ZM106 214V213H105ZM134 214V213H133ZM13 215V214H12ZM70 215V216H69ZM86 215V214H85ZM84 215V216H85ZM166 215V214H165ZM9 216V215H8ZM19 216H20V214H19ZM27 216V215H26ZM128 216L126 217V219H125V221H124V223H123V226H122V230H121V234H122V232L124 231V228H125V225H126V221H127V218H128ZM11 217V216H10ZM29 217V216H28ZM31 217V216H30ZM62 217V218H61ZM83 217V216H82ZM136 217H134L135 218V220H138ZM15 218V217H14ZM32 218V217H31ZM34 218V217H33ZM37 218V217H36ZM85 218V217H84ZM83 218V219H84ZM38 219H42L41 217L40 218H38ZM43 219H42V221H43ZM86 219V218H85ZM85 219L84 220H81V221H85ZM90 219V218H89ZM15 220V219H14ZM45 220V219H44ZM88 220V219H87ZM154 220V219H153ZM40 221V220H39ZM42 221H40V222H42ZM131 221V220H130ZM14 222V221H13ZM39 222V223H40ZM45 222H48V220L47 221H45ZM135 222V221H134ZM44 223V222H43ZM49 223H50V221H49ZM129 223H131V224H133L132 222H129ZM137 223H138V221H137ZM141 223V222H140ZM19 224V223H18ZM41 224V223H40ZM48 224V223H47ZM55 224V223H54ZM58 224H60V222L58 223ZM139 224V223H138ZM49 225V224H48ZM82 225H83V223H82ZM87 225V224H86ZM147 225H149V224H147ZM18 226V225H17ZM80 226V225H79ZM135 226V225H134ZM136 226H137V224H136ZM50 227V226H49ZM52 227V226H51ZM50 227V228H51ZM59 227V226H58ZM58 227H56L55 228V230L53 231L54 232V234H52V235H49L50 237L52 236V238H53V240L57 237V235H55V231H56V229L58 228ZM83 227H84V225H83ZM83 227H81V228H83ZM86 227V226H85ZM128 227H130V226H128ZM132 227V226H131ZM143 227H145V224L144 225H142V228ZM30 228V227H29ZM48 228V227H47ZM71 228V227H70ZM94 228V227H93ZM98 228V227H97ZM96 228V229H97ZM100 228V227H99ZM112 228V226L110 227V229ZM137 228V227H136ZM142 228L140 229L141 231H139L138 232V234L136 235V237L135 238H138V237H142V231H144V230H146V228H143L144 230H142ZM68 229V228H67ZM109 229V230H110ZM43 230V229H42ZM128 230V229H127ZM26 231V230H25ZM45 231V230H44ZM75 231V230H74ZM87 231V230H86ZM130 231H132L131 229H130ZM137 231V230H136ZM69 232V231H68ZM32 233V232H31ZM145 233H146V231H145ZM7 234V233H6ZM37 234V233H36ZM41 234H43V233H41ZM131 234H132V232L130 233H128V235H125L124 237H126V238H124V240H126V241H135L136 242V239L135 238H133L132 236H131ZM9 235V234H8ZM26 235V234H25ZM38 235V234H37ZM36 235V236H37ZM130 235V236H129ZM5 236H7V235H5ZM9 236H11V234L9 235ZM9 236H7V241H8V237ZM109 236V232L107 233V235L105 236V238L104 239H102L101 240V242L97 245V249H99V251H102V249H103V246H104V243H105V241H106V238ZM32 237V236H31ZM35 237V236H34ZM184 237H185V232L180 236V238L177 240V242H179L180 240H182V239H184ZM0 238H2V237H0ZM11 238H14L13 236L11 237ZM10 238V239H11ZM45 238V237H44ZM3 239V238H2ZM1 239V240H2ZM16 239V238H15ZM41 239V238H40ZM92 239V238H91ZM142 239V238H141ZM4 240V239H3ZM2 240V241H3ZM18 240V239H17ZM51 240V239H50ZM138 241L140 240V239H137ZM4 241H6V240H4ZM14 241V240H13ZM44 241V240H43ZM17 242V241H16ZM18 242H19V240H18ZM17 242V243H18ZM34 243L36 242V241H33ZM32 242V243H33ZM44 242H46V241H44ZM43 242V243H44ZM54 242H56V239H55V241ZM94 242V241H93ZM8 243V242H7ZM11 243H13V242H10V244ZM39 242H37V244H38ZM57 243V242H56ZM96 243V242H95ZM102 243V244H101ZM5 244H6V242H5ZM137 244V243H136ZM135 244V245H136ZM57 245H59L58 243H57ZM134 245V246H135ZM14 246V245H13ZM60 246V245H59ZM98 246H99V248H98ZM12 247V246H11ZM32 247V246H31ZM97 249H95V248H90L89 249V251H88V256H90L94 251H95V253H96V251H98ZM50 250V249H49ZM60 250V249H59ZM172 250V247L171 248H169V249H167L166 251H165V253L160 257V258H158V259H156V260H153V261H148V260H146V261H144V262H140V263H138V264H150L151 262H153V263H155L154 261H159L158 262V264H171L167 259H166V257H167V255H168V253L170 252ZM37 252V251H36ZM56 252V251H55ZM34 253V252H33ZM44 253V252H43ZM54 252H52V254H53ZM69 253V252H68ZM94 253V254H95ZM46 254V253H45ZM52 254H50V255H52ZM60 254V253H59ZM58 254V255H59ZM32 255V254H31ZM47 255H49V254H47ZM63 255V254H62ZM69 255V254H68ZM93 255V254H92ZM41 256V255H40ZM64 256V255H63ZM16 257V256H15ZM33 257V256H32ZM42 257V256H41ZM66 258L68 257L67 256V253H66V256H65ZM44 258H45V255H44ZM53 259H54V257H52ZM58 258V257H57ZM66 258H64L63 259V257L61 258V259H63V260H61V261H59L60 260V258L59 259H57L58 261H48L49 260V257H47V259H46V261H17V262H15L16 264H72V261H65V259ZM27 259V258H26ZM30 259H31V256H30ZM38 259H41V258H39V256H38ZM51 259V258H50ZM52 259V260H53ZM56 259V258H55ZM29 260V259H28ZM36 260V259H35ZM7 262V261H6ZM95 262H96V260L93 262V264H95ZM161 262V263H160Z\"/></svg>",
    "mask_w": 264,
    "mask_h": 264
},
{
    "label": "water",
    "instance_id": "3",
    "mask_svg": "<svg viewBox=\"0 0 264 264\" xmlns=\"http://www.w3.org/2000/svg\"><path fill=\"white\" fill-rule=\"evenodd\" d=\"M209 7L214 8V5L206 3V0H189L188 8L183 10L182 16L166 32L161 33L154 29L157 40L144 55V59L140 65L131 73L114 75L104 72L100 74L72 75L66 78H59L57 81L39 86L31 91L0 100V137L9 129L19 124L23 117L39 106L71 92L89 90L100 101L106 103L121 102L123 109L127 112L125 107L129 99L140 87L154 78L155 70L161 57L176 42L189 34L196 27L203 24L204 12ZM23 12V15L19 19L1 24L0 35L26 31L28 26L32 24L40 14H48L56 23L67 28L79 22V19H76V17L73 21L67 20L63 14L55 11L54 7L42 4L38 0H28L23 7ZM115 14L118 15V17L121 16V12H115ZM121 20L124 25L129 22L126 17H123ZM126 20L128 22H125ZM129 24H131V22ZM135 31L134 24H132L130 26V31L127 33L133 35ZM138 37L139 40H137V43L139 44H143L144 41H147L142 35H138ZM126 112L125 114H127L132 127L146 142L150 144L166 142H154L148 139L138 128L134 119ZM182 132H186L185 129ZM155 163L156 159H153L150 166ZM262 183H264V179L257 183H252L253 185L251 184L248 187H244L230 195L210 193L183 200L171 209V211L169 210L168 224L160 230L159 233L150 232L147 238H144L136 248H134L133 245L135 241H125L119 245L118 242L122 226L129 213L128 210H131L132 207H134L133 204L140 198H143L145 194L146 184L144 183L141 195L133 201L123 203L117 210L116 218L112 224L109 236L106 238L101 255L95 264H138L146 260H156L177 242L199 208L219 199L238 201L236 195ZM147 208L148 212L157 215L154 210H151L150 203L147 205ZM7 227H12V224H8L7 221L2 225L0 224V228ZM151 234L152 236H150ZM138 238H135L136 242H138Z\"/></svg>",
    "mask_w": 264,
    "mask_h": 264
},
{
    "label": "built area",
    "instance_id": "4",
    "mask_svg": "<svg viewBox=\"0 0 264 264\" xmlns=\"http://www.w3.org/2000/svg\"><path fill=\"white\" fill-rule=\"evenodd\" d=\"M205 182L202 175L171 194L154 196L150 208L160 214L201 196ZM166 259L171 264H264V183L238 201L219 199L199 208Z\"/></svg>",
    "mask_w": 264,
    "mask_h": 264
}]
</instances>
